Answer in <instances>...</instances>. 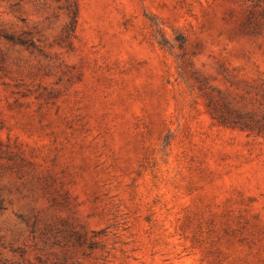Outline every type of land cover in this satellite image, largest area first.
Instances as JSON below:
<instances>
[{"label": "rangeland", "instance_id": "rangeland-1", "mask_svg": "<svg viewBox=\"0 0 264 264\" xmlns=\"http://www.w3.org/2000/svg\"><path fill=\"white\" fill-rule=\"evenodd\" d=\"M0 264H264V0H0Z\"/></svg>", "mask_w": 264, "mask_h": 264}]
</instances>
